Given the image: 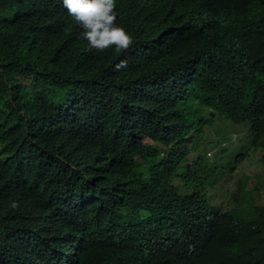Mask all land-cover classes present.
Returning <instances> with one entry per match:
<instances>
[{"label": "clouds", "instance_id": "obj_1", "mask_svg": "<svg viewBox=\"0 0 264 264\" xmlns=\"http://www.w3.org/2000/svg\"><path fill=\"white\" fill-rule=\"evenodd\" d=\"M116 2L56 0V5L80 27L76 41H87L83 46L89 55H107L112 51L122 55L137 49L134 54L141 58L158 60L157 68L169 65L160 58L167 46L198 32L207 20L204 13L200 19L188 16L176 23L157 24L161 31L153 39L133 47L134 38L116 24ZM254 15L263 17L264 29V13ZM224 45L209 44L199 38L198 51L181 61L180 66L167 67L160 89L144 92L135 89L128 95L129 111L124 109L111 117L112 111H105L104 116L96 109L94 112L100 117L96 124L83 119L79 133L74 132L75 128L65 130L63 146L59 147L62 155L50 150L48 138L28 135L22 145L30 148L32 157L38 158V166L27 177L18 172L11 175L0 171V201L9 205L0 220V264H82L83 255L93 243L118 244L133 252L113 264L169 262L164 257L166 251L156 258L154 255L159 247L161 251L167 250L180 241L182 234L191 240L190 255L206 258L195 239L196 215L200 210L206 219L215 218L221 223L228 215L246 219L254 206L263 205L259 204L256 194L262 192L264 183L255 178L259 182L256 190L252 176L258 174L264 179V174L242 171L244 163L248 164L256 153H264V148L255 149L254 138L243 120L252 116L253 103L239 106L233 101L232 117L226 109L211 114L206 111L207 118L201 122L205 116L199 117V104L193 98L200 75L183 67L187 60L204 52L210 54L213 63ZM126 67L124 57L114 65L116 71ZM231 72L238 77V69L232 67ZM38 96L35 92L25 100ZM257 118L261 122L264 115ZM118 121H128L133 127L126 133L129 138L135 137L131 148L121 142L123 135ZM153 122L160 131V139L148 135ZM61 128L60 125L58 129ZM217 132H228L230 140L220 139L208 145ZM242 135L250 137L246 145L241 142ZM179 140L192 146L184 157L172 147ZM216 156L233 157L234 161L226 170L219 171V164L210 163ZM83 157L90 161L87 169L79 163ZM94 157L102 161L106 172L115 174L117 184L111 189L98 182ZM232 176L236 179L235 185ZM243 180H246V194L241 197L239 186ZM129 193L139 197L132 199ZM35 198L47 203L40 226L34 231L38 241H32L26 235L30 229L24 227L25 206ZM124 199L130 200L132 208L125 205Z\"/></svg>", "mask_w": 264, "mask_h": 264}, {"label": "trees", "instance_id": "obj_2", "mask_svg": "<svg viewBox=\"0 0 264 264\" xmlns=\"http://www.w3.org/2000/svg\"><path fill=\"white\" fill-rule=\"evenodd\" d=\"M116 12V24L134 38L133 47L153 39L161 31L157 24L176 23L188 16L200 19L204 13L207 20L198 32L167 46L160 58L169 65L157 68L158 60L141 58L134 54L137 49L122 55L112 50L107 55H89L83 46L85 40L76 41L80 27L70 15L57 8L56 0H0L1 172L11 175L18 172L27 177L38 166V158L32 157L30 148L22 145L28 135L48 138L50 150L62 155L59 147L63 146L65 130L75 128L74 132L79 133L83 119L96 124L100 117L94 110L99 109L104 116L105 111H112V117L128 110V95L135 89L142 92L160 89L167 67L180 66L181 61L198 51L199 38L209 44H225L213 63L210 54L204 52L183 65L194 75H200L193 98L199 104V117L205 116L201 122L213 111L224 109L232 117L233 101L239 106L253 103L252 116L243 120L254 138L255 149L264 148V120L260 122L257 118L264 115V29L263 17L254 15L264 13V0H117ZM84 43L87 45V41ZM123 57L127 67L116 71L114 65ZM232 67L238 69V77L231 72ZM35 92L38 98L25 100ZM118 123L123 135L121 142L131 148L135 137L129 138L126 133L132 125L128 121ZM155 125L153 122L148 135L160 139ZM54 134L57 136L53 137ZM172 147L182 157L192 149L182 140L174 141ZM260 161L264 170V153ZM79 163L84 169L90 165L84 157ZM93 163L98 167V182L103 187L111 189L117 184L115 174L106 172L99 158L94 157ZM257 175L252 176L256 190L259 182L264 183L263 177ZM245 187L246 180H243L239 196H245ZM129 195L132 199L139 197ZM124 203L132 208L130 200L124 199ZM46 206L41 198L25 206L24 227L30 229L26 235L32 241H38L34 231L40 226ZM8 209L9 205L0 201V220ZM196 216L195 239L206 258L190 255L191 240L182 234L180 241L167 250L161 251L159 247L154 255L156 258L166 251L164 257L169 262L154 264H228L230 261L264 264V205L254 206L246 219L228 215L220 223L215 218L206 219L202 210ZM132 254L130 249L118 244L93 243L83 255L82 264H113Z\"/></svg>", "mask_w": 264, "mask_h": 264}, {"label": "rangeland", "instance_id": "obj_3", "mask_svg": "<svg viewBox=\"0 0 264 264\" xmlns=\"http://www.w3.org/2000/svg\"><path fill=\"white\" fill-rule=\"evenodd\" d=\"M244 131V129H243ZM220 139H225V140H230V135L228 134V132H217L213 135V140L211 142L208 143V145H212L214 144L217 140H220ZM250 137L248 135H242L241 136V142L243 145H246L249 141ZM262 155V152H258L256 153L255 156H253L252 159L249 160V163L248 164H245L243 165V168H242V171L244 173H247V172H255V173H260V174H264V170L261 166V162L259 161V158L260 156ZM227 161H229L230 163H227ZM234 161V158H217V156L213 159H210V163L212 164H219V171H222V170H226V167L228 165H231ZM238 164L240 162H237ZM224 167V169H223ZM233 180V185L236 184V179L232 176L231 178ZM262 189V192L259 193V194H256L257 195V200L259 202V204H263L264 205V184L262 185L261 187Z\"/></svg>", "mask_w": 264, "mask_h": 264}]
</instances>
